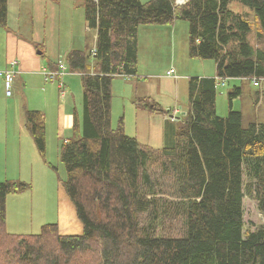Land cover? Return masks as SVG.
<instances>
[{
	"label": "trees",
	"instance_id": "obj_1",
	"mask_svg": "<svg viewBox=\"0 0 264 264\" xmlns=\"http://www.w3.org/2000/svg\"><path fill=\"white\" fill-rule=\"evenodd\" d=\"M84 10L96 52L66 56L69 71L81 74L83 110L61 146L83 233L63 236L57 224L8 233V197L30 186L0 183V264H264V224L244 235L246 196L264 216V122L244 127L232 106L239 86L227 94L226 116L217 109L219 81L264 80V0H84ZM8 14L0 0V27ZM179 20L189 24L190 57L213 61L216 77L189 78L175 138L152 149L126 135L122 121L113 128L112 83L138 77L140 26ZM134 104L165 113L150 97ZM25 121L45 158L44 114L27 110Z\"/></svg>",
	"mask_w": 264,
	"mask_h": 264
},
{
	"label": "rangeland",
	"instance_id": "obj_2",
	"mask_svg": "<svg viewBox=\"0 0 264 264\" xmlns=\"http://www.w3.org/2000/svg\"><path fill=\"white\" fill-rule=\"evenodd\" d=\"M9 3V29L0 27V62L9 59L8 70L14 71L16 67L12 62L22 64L28 58L32 46L27 44H32L36 36L43 40L50 53L60 39L62 43L58 51L62 49V54L53 61L59 63L60 60L67 68L65 76L69 75L71 79L69 87L75 105L74 114L76 112L81 117L82 79L69 71L63 54L73 48L72 43L74 48L87 52L95 48V34L88 30L85 19L84 0H27L21 9L19 0H9ZM47 3L48 7H58L57 11H48ZM235 9H239V5H235ZM19 40L23 42L18 43ZM138 52L139 65L149 77L139 81L138 78L129 80L125 77L113 80L112 126L118 129L123 122L126 135L136 137L142 145L160 149L166 143L168 133L172 140L181 126V121L173 119L172 112L181 108V116L189 110V78H205L197 74L204 73V65L213 64L215 67V64L190 57L189 24L180 20L164 26L142 25ZM41 60L36 67L35 64H28V67L40 69L43 64L48 65L46 56ZM43 71L33 72L27 79L19 73L13 83L11 97L6 96L3 85L0 88V183L24 182L30 186L8 197L6 231L15 235L38 234L42 226L57 224L63 236L80 235L83 225L66 192L64 182L67 173L61 161V146L66 139L60 140L59 122L64 107L65 113L68 110L67 98H61L60 78L46 82ZM66 77L61 82L65 85L64 90L68 91ZM212 77H216V67ZM235 86L243 89L241 98L233 100V109L242 110L244 127L252 122H264V80L260 87L239 79L225 81V86L219 81L217 109L220 116H226L227 94ZM144 94L151 95L165 113L138 109L134 102ZM27 110H38L45 115V158L41 157L35 144H30L31 135L25 126ZM244 220V235L264 224L258 202L250 196L244 199Z\"/></svg>",
	"mask_w": 264,
	"mask_h": 264
},
{
	"label": "crops",
	"instance_id": "obj_3",
	"mask_svg": "<svg viewBox=\"0 0 264 264\" xmlns=\"http://www.w3.org/2000/svg\"><path fill=\"white\" fill-rule=\"evenodd\" d=\"M49 1L50 2H60V0H49ZM26 2H27V0H19V4H18L19 9H21V7ZM9 5H10V3H9V0H8V8L10 9ZM48 6H49V4L47 3L46 9H48V11H50V10L52 12L53 11L54 12L57 11V8L58 7H53V6L52 7H48ZM9 13H10V11H9ZM8 21H9V14H8ZM162 26H164V25H162ZM5 29L8 30L9 27H7ZM88 30H89V28H88ZM176 30H177V26H176V29L174 28V32H173L174 35L176 34ZM140 32H141V26L139 27V31H138V51H139V48H140ZM94 34H95L94 38H95V43H96L97 35H96L95 32H94ZM37 40L40 41V42H37ZM21 42H23V41L19 40L18 43H21ZM58 42L59 43H56V45L54 46L53 52L50 53L46 49V47L43 45V40L41 38H39V37L36 36L35 39L32 41V44H27L28 46L29 45L32 46L29 49L28 58L25 59V60H23L22 64L20 62H18V61L17 62L16 61L15 62H12V64L15 63V67H16V69L14 70L15 75H16L15 76V79H16V77H17V75L19 73H23L24 76H25V78L27 79L28 76H32L33 75V72H36V71H42V70H44L43 71L44 73H57V72H60L59 66H60V64H61L62 61L59 60V63H56L55 61H53L56 57H60L59 55L62 54V49L58 51V48L60 47V45H61L60 43H62V41L59 39ZM72 44H73V48L71 50H74V49L81 50L80 48H74L75 47L74 46V43H72ZM76 47H81V46H76ZM31 51H32V53H31ZM39 52H42V55H39L38 54ZM68 52H67V54H68ZM67 54L66 53L63 54V56H65V59H66ZM45 56L47 57V60H49L48 65L46 66V64H43L40 69H35V67L37 65H39L40 61L42 62L41 57H45ZM138 58H139V60H138V77H125L126 79L133 80L134 78H138L137 81H139V80H143V77H145V78L146 77H149L148 74H145L146 72H143L142 71V66L139 65L140 64V57H139V55H138ZM8 61H9V59H6L4 62H0V71H7L8 69H10V67L7 64ZM28 64H35V67L29 68L28 67ZM9 65H10V63H9ZM55 68H57V70ZM214 69H215V67H214L213 64L212 65L211 64H206V65H204V73L197 74V75H200V76H203V77H212L214 75ZM65 72H62V75H58L56 77L54 76L55 78L54 77L53 78L52 77L51 78H48V77L46 78V76L44 75L45 81L46 82H49V81L55 82V79H59V78H60L61 81H63V78L66 77L65 76ZM75 74H77V75H79L81 77V74L80 73H75ZM118 77H121V76H118ZM26 81L27 80H25V83H26ZM61 81L58 84L59 90L61 92V98L66 97L67 98V104H68V110L65 113L66 108L64 107V109L62 110L63 111V114H62V117H61L62 120H60V122H59V131H60V135H61L60 140L63 141L64 139L67 140L68 138H71L74 135L73 126H74V120H75L76 112L74 114L75 105L73 103L72 94H71V90H70V87H69V85H71V82H70L71 79L69 78V75H67V77H66L68 91L65 90L62 93V90L60 89V84L63 83V82H61ZM2 82H3V80L0 78V88H2V85L4 86V84ZM64 89H65V85H64ZM242 93H243V89H242ZM145 97H150V98L153 99V97L151 95H149V94L141 95L138 98H145ZM138 98H136V99H138ZM238 98H241V97H238ZM236 99L237 98H235L234 100H236ZM258 101H260V100L258 99ZM233 105H235L234 101H233ZM258 105H260L259 102H258ZM61 108H63V106ZM82 110H83V98H82ZM181 110H182L181 108H176L172 112L173 113L172 116H174V118L173 117L172 118L178 121ZM32 111H38V110H32ZM239 111L242 112V110H239ZM186 113H184L182 115H185ZM44 117H45V115H44ZM25 126H26V124H25ZM170 136H171V134L168 133L167 140L170 138ZM33 142L34 141H33L32 137H31L30 144L31 145L32 144H35Z\"/></svg>",
	"mask_w": 264,
	"mask_h": 264
},
{
	"label": "built area",
	"instance_id": "obj_4",
	"mask_svg": "<svg viewBox=\"0 0 264 264\" xmlns=\"http://www.w3.org/2000/svg\"><path fill=\"white\" fill-rule=\"evenodd\" d=\"M187 2V0H176V4L177 5H183ZM96 51H93V54ZM12 66H15V63L12 64ZM60 72L57 73H45L44 75L46 76V78H53L54 76H58V75H62V72H65L67 70V68L65 67V65L61 62L60 66H59ZM171 74H173V71L171 70L170 72ZM15 72L12 70H7V71H0V78L3 80V84H4V88H5V92L7 97H11L12 96V88H13V83L15 80ZM54 77V78H55ZM255 86H259V83L254 82ZM60 89L62 90V93L65 91L64 90V84L61 83L60 84Z\"/></svg>",
	"mask_w": 264,
	"mask_h": 264
},
{
	"label": "water",
	"instance_id": "obj_5",
	"mask_svg": "<svg viewBox=\"0 0 264 264\" xmlns=\"http://www.w3.org/2000/svg\"><path fill=\"white\" fill-rule=\"evenodd\" d=\"M187 1H188V0H187ZM38 54H39V55H42V52H39Z\"/></svg>",
	"mask_w": 264,
	"mask_h": 264
}]
</instances>
